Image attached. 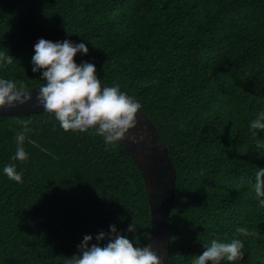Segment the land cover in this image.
Returning <instances> with one entry per match:
<instances>
[{
  "label": "trees",
  "instance_id": "1",
  "mask_svg": "<svg viewBox=\"0 0 264 264\" xmlns=\"http://www.w3.org/2000/svg\"><path fill=\"white\" fill-rule=\"evenodd\" d=\"M41 37L86 43L76 62L137 98L167 145L177 173L167 264H191L234 234L245 255L231 264H264V236L235 233L264 234L247 182L264 167L254 143L264 131L254 138L248 127L264 108V0H0V52L14 58L0 76L41 85L31 63ZM23 120L29 158L14 161ZM8 163L23 175L0 173V264H64L85 234L112 224L150 242L146 184L121 143L65 131L48 112L0 115V169Z\"/></svg>",
  "mask_w": 264,
  "mask_h": 264
},
{
  "label": "clouds",
  "instance_id": "2",
  "mask_svg": "<svg viewBox=\"0 0 264 264\" xmlns=\"http://www.w3.org/2000/svg\"><path fill=\"white\" fill-rule=\"evenodd\" d=\"M32 71L40 73L43 83L39 86L36 99L46 112L54 115L59 127L65 131H89L102 137L106 147L115 146L127 137L130 129L138 124V113L142 103L123 91L119 84H107L97 76L96 65L83 61L77 63L78 53L87 54L84 42L70 39L52 41L43 37L33 45ZM12 55L0 52V67L11 65ZM32 99L29 87L10 78L0 76V108L25 104ZM21 129L15 133L16 149L12 160L25 161L29 153L25 150V133L31 129L30 121H20ZM252 137L257 130L264 131V108L257 111L249 121ZM135 142V136L127 137ZM257 149H264V137L254 140ZM261 156L264 154L260 153ZM0 173L17 182L22 180V171L15 163L5 164ZM243 179V177L241 178ZM247 182L255 192L257 207L264 209V167L254 172V180ZM110 231L101 230L95 236L85 234L77 245L79 251L65 257L64 264H163V260L152 250L151 244H141L138 236L129 238L115 224ZM126 232L135 234L137 224L128 225ZM235 233L244 237H262L264 234L248 226H237ZM148 234L146 233L145 236ZM245 255V241L235 235L229 240L212 239L204 244V250L193 255L191 264H229Z\"/></svg>",
  "mask_w": 264,
  "mask_h": 264
},
{
  "label": "water",
  "instance_id": "3",
  "mask_svg": "<svg viewBox=\"0 0 264 264\" xmlns=\"http://www.w3.org/2000/svg\"><path fill=\"white\" fill-rule=\"evenodd\" d=\"M39 86L29 88L32 95L30 101L14 107L0 108V115L46 112L36 99ZM137 119L138 124L127 134V137L135 136V142L126 137L121 144L143 175L152 218L149 243L152 250L162 258L163 264H167L171 248L169 219L175 199L177 173L167 145L153 121L143 110L138 113Z\"/></svg>",
  "mask_w": 264,
  "mask_h": 264
}]
</instances>
